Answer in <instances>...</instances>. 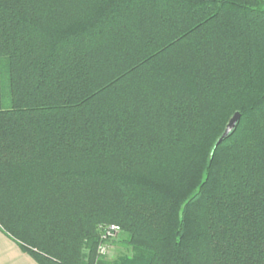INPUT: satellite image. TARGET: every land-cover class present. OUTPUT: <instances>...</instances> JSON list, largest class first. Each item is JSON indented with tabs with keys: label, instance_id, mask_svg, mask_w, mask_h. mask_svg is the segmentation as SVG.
<instances>
[{
	"label": "trees",
	"instance_id": "16d2710c",
	"mask_svg": "<svg viewBox=\"0 0 264 264\" xmlns=\"http://www.w3.org/2000/svg\"><path fill=\"white\" fill-rule=\"evenodd\" d=\"M0 227L39 264H264V0H0Z\"/></svg>",
	"mask_w": 264,
	"mask_h": 264
},
{
	"label": "rangeland",
	"instance_id": "374dc122",
	"mask_svg": "<svg viewBox=\"0 0 264 264\" xmlns=\"http://www.w3.org/2000/svg\"><path fill=\"white\" fill-rule=\"evenodd\" d=\"M2 81H3V107L10 108L11 95H10V87H9L8 66L6 61H3L2 64ZM128 240H129L128 233L121 230L117 234V236L108 243L109 247L106 254L100 255L97 247L96 262L97 260H106L108 262H115L116 260H119L122 257H131L133 255V248Z\"/></svg>",
	"mask_w": 264,
	"mask_h": 264
},
{
	"label": "crops",
	"instance_id": "0c3cea01",
	"mask_svg": "<svg viewBox=\"0 0 264 264\" xmlns=\"http://www.w3.org/2000/svg\"><path fill=\"white\" fill-rule=\"evenodd\" d=\"M0 264H39L0 227Z\"/></svg>",
	"mask_w": 264,
	"mask_h": 264
},
{
	"label": "built area",
	"instance_id": "2783aa9c",
	"mask_svg": "<svg viewBox=\"0 0 264 264\" xmlns=\"http://www.w3.org/2000/svg\"><path fill=\"white\" fill-rule=\"evenodd\" d=\"M99 231L100 243L98 246V252L100 255H104L108 250V243L117 236L121 231V228L117 224H104L99 226Z\"/></svg>",
	"mask_w": 264,
	"mask_h": 264
},
{
	"label": "water",
	"instance_id": "95a60500",
	"mask_svg": "<svg viewBox=\"0 0 264 264\" xmlns=\"http://www.w3.org/2000/svg\"><path fill=\"white\" fill-rule=\"evenodd\" d=\"M240 118H241L240 112H238V111L235 112L234 115L228 121L224 132L222 133V135L217 140L216 146L218 144H220L223 140L227 139L233 133V131L236 129V127L240 121Z\"/></svg>",
	"mask_w": 264,
	"mask_h": 264
}]
</instances>
